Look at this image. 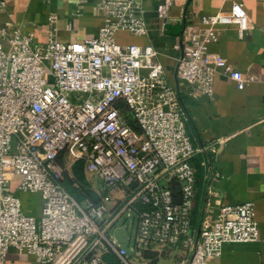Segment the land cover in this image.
<instances>
[{"label": "built area", "instance_id": "2783aa9c", "mask_svg": "<svg viewBox=\"0 0 264 264\" xmlns=\"http://www.w3.org/2000/svg\"><path fill=\"white\" fill-rule=\"evenodd\" d=\"M169 5L160 3L158 13ZM98 8V33L83 40L59 41L54 14L44 43L0 27V264H131L128 245L112 233L126 222L135 224L128 240L135 257L180 246V258L169 264H207L225 243L257 241L250 201L222 204L213 218L206 208L191 228L192 160L215 153L219 142L192 145L188 116L151 44L116 41L117 32L147 33L142 8L134 0H100ZM201 22L202 32L189 25L182 31L188 47L176 59V79L191 97L211 95L217 72L242 89L243 74L226 60L204 61L217 25L233 23L242 36V3ZM76 162L94 175L84 186L94 198L78 201L62 186L65 172L79 186L71 173ZM200 164L204 176L216 174L207 160ZM16 192L38 194L39 215L27 214Z\"/></svg>", "mask_w": 264, "mask_h": 264}, {"label": "crops", "instance_id": "0c3cea01", "mask_svg": "<svg viewBox=\"0 0 264 264\" xmlns=\"http://www.w3.org/2000/svg\"><path fill=\"white\" fill-rule=\"evenodd\" d=\"M0 1V27L7 35L17 28L22 33L32 32L37 43L46 41L50 14L57 18L56 37L62 42L95 37L103 20L100 0ZM134 1L142 8L147 33L117 32L116 41L151 44L188 116L186 131L192 145L219 142L215 153L205 155L216 174L204 176L203 170V176H196L195 221L200 222L206 208L213 218L222 204L250 201L254 206L259 239L225 243L221 254L209 258L207 264H258L264 259V0H168V10L162 15L157 6L165 0ZM235 2L243 5L246 29L239 36L235 24L217 25L218 39L208 45L204 61L212 64L223 58L243 74L245 85L239 89L234 80L217 72L211 95L191 97L187 84L174 74L177 57L188 47L181 41L182 31L186 25L204 31L202 17L230 15ZM83 175L87 185L95 182L94 175L84 169ZM120 195L122 190L114 191L115 197ZM39 213L40 209L35 215Z\"/></svg>", "mask_w": 264, "mask_h": 264}, {"label": "rangeland", "instance_id": "374dc122", "mask_svg": "<svg viewBox=\"0 0 264 264\" xmlns=\"http://www.w3.org/2000/svg\"><path fill=\"white\" fill-rule=\"evenodd\" d=\"M78 174H80L83 179L85 176L83 175V166H80L78 169L75 170ZM14 182L11 184V188H13ZM27 194V195H26ZM30 193H22L18 192L19 198L22 203V208L25 210L27 214L35 215L37 211L40 209L41 206V200L37 195H28ZM92 198H94V192L91 191ZM26 206V207H25ZM127 226L120 229L112 230V233L115 235V237L118 239L120 243L127 244V252L130 256V262L131 264H169L177 259L180 258L182 252L180 246H171V247H163L159 250L158 253H156L154 257V262H151V259L149 258H139L133 256V250L131 249L130 243H128V240L133 237L134 234V227L135 224H129V222H126ZM144 257V255L142 256ZM18 259L20 257H17ZM22 259V258H21ZM20 264V263H19Z\"/></svg>", "mask_w": 264, "mask_h": 264}, {"label": "trees", "instance_id": "16d2710c", "mask_svg": "<svg viewBox=\"0 0 264 264\" xmlns=\"http://www.w3.org/2000/svg\"><path fill=\"white\" fill-rule=\"evenodd\" d=\"M129 123L132 125L133 122L129 120ZM205 159L209 162V159L203 155V154H198L193 160H192V165L194 166L196 170V176H203V167L201 166L200 162ZM80 166H82L81 162H76L74 166L71 169L72 176L75 178V180L78 181L79 186H74L73 185V179L70 177L68 173H64L63 179L61 181L62 186L71 194L73 195L78 201H82L86 198H92L91 191L88 188H84L86 182L84 181L83 177L75 172L76 169H78ZM172 191L176 195L177 201L179 200V195H178V187L176 183L172 182L170 185ZM196 217V211H194V208L192 210V219H191V228H194L195 226H198L197 221H195ZM156 252H143L142 256L144 255V258H149L151 259V262H154V255ZM111 262L115 261V258H109Z\"/></svg>", "mask_w": 264, "mask_h": 264}]
</instances>
